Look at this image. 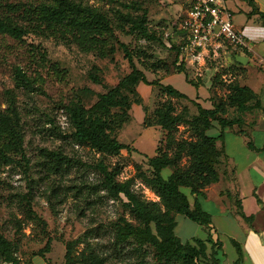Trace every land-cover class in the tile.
I'll return each instance as SVG.
<instances>
[{
  "label": "rangeland",
  "instance_id": "1",
  "mask_svg": "<svg viewBox=\"0 0 264 264\" xmlns=\"http://www.w3.org/2000/svg\"><path fill=\"white\" fill-rule=\"evenodd\" d=\"M70 1L107 18L106 56L81 48L59 28L38 27L37 6L55 0H0V16L27 30L21 39L0 33V113L11 118L21 136L20 147L7 150L8 138L0 132V239L22 264L42 251L47 241L54 264H64L68 243L72 256L83 252L87 264H161L155 248L139 234L119 237L118 227L125 222L140 229L142 225L130 212L126 197L115 195L112 186L128 183L140 199L158 202L148 158L156 147L164 149L167 132L156 124L146 126L144 116L154 122L155 109L166 101L185 119L197 114L195 106L166 94L157 82L160 72L173 70L174 53L165 43L177 39L175 30L185 6L181 0ZM130 60L153 81L140 88L129 82L123 85L129 107L110 109L106 131L132 149L103 152L76 143L67 108H90L100 93L130 73ZM206 67L200 70L199 82L207 83L211 94L225 98L227 77L222 75L228 68L224 60L208 61ZM16 68L31 79L32 88L17 82ZM258 110L244 114L249 123ZM217 130L214 127L208 133L215 135ZM173 135L176 140L193 138L186 123H179ZM167 170L163 169V175ZM183 191L188 193L187 188ZM176 223L175 233L183 241L203 236L197 222L179 215ZM150 226L155 234L154 224ZM224 252L227 259L233 255L228 244ZM5 255L0 246V264Z\"/></svg>",
  "mask_w": 264,
  "mask_h": 264
},
{
  "label": "trees",
  "instance_id": "2",
  "mask_svg": "<svg viewBox=\"0 0 264 264\" xmlns=\"http://www.w3.org/2000/svg\"><path fill=\"white\" fill-rule=\"evenodd\" d=\"M248 2L253 7L252 11H254L253 1L248 0ZM25 11L30 13L31 10L24 9ZM35 13V18L39 20L38 27L43 24L49 29L57 30L55 28H59L62 32L69 33L71 39L81 48L95 50L98 55L106 56L107 41L104 34L109 31V26L107 18L100 12L70 0H55L54 4L38 5ZM259 14L264 25V13L259 12ZM139 28H141L140 25ZM26 32L25 28L13 22L10 18L0 16V33L8 34L15 39H21ZM167 42L170 43V46H167ZM167 42L165 43L167 48L174 53V70L185 72L188 82L198 85L197 81L188 76L184 63H177L178 47L176 42L170 40ZM123 47L126 51L124 45ZM126 56H128V52H126ZM130 65V73L116 86L100 93L98 100L90 108L87 109L80 105L67 108L69 121L74 127L73 136L76 143L88 144L103 152L132 149L129 145L109 136V132L106 131L110 109L129 107L128 98L121 90L123 85L129 82L137 88L140 82L151 84L153 81L147 77L145 71L136 68L131 60ZM15 76L17 82L23 87L32 88L31 79L20 68L15 69ZM93 78L95 81L97 80L95 77ZM160 87L162 91L170 96L186 99L190 105L196 107L197 114L191 119H185L180 114L175 113L174 106L170 101H166L155 109L154 122H148L144 116L143 122L146 126L156 124L167 132L164 149L156 147V153L148 158V164L152 172L150 183L160 200L156 202L140 199L130 190L128 183L113 185V193L115 195L122 193L126 197L130 212L135 215L142 225L140 229L125 222L124 227H118V235L121 239H125L129 234H139L142 241L148 242L155 248V256L161 264H203L202 260L208 258L209 260H215L213 257L214 251L210 256L206 253V242L210 241V237L206 240L193 237L190 241L182 242L174 232L175 214H182L201 225H209L211 216L201 208L197 197L204 196V189L218 180L215 165L220 161L223 150L217 147L216 141H223V129L225 127L237 125L241 128L244 123L245 112L260 109L261 105L257 95L250 87L241 86L236 81H230L226 84L227 94L225 98H221L214 93L211 94L213 102V108L211 109L203 108L169 84L161 83ZM250 101H253V103L251 104ZM230 113L232 116H228ZM213 121H216L220 126V133L216 136L206 134V130L212 126ZM179 123L188 125V130L191 131L193 138L180 140L174 138L173 130L177 128ZM121 124L122 121H119V128ZM0 132H3L5 137L8 138L7 150L20 147V134L13 126L11 118L2 113H0ZM238 132H242V130L239 129ZM183 159H185L184 163H182ZM166 167L171 169V173L164 178L161 171ZM183 188L189 189L190 193L196 196L192 206L189 204ZM237 213L248 223L252 220V216H246L242 212L240 205H238ZM151 223L154 224L155 234L151 231ZM123 228L126 229L125 232L122 231ZM232 243L237 249L240 260L239 244L234 240H232ZM70 244L66 245L64 264H87V257L83 252L77 256H72ZM0 246L6 254L3 262L22 264L20 259L12 256L7 250V243L4 239H0ZM49 251L50 244L47 241L44 249L37 254L45 258V253ZM47 264L52 263L48 260Z\"/></svg>",
  "mask_w": 264,
  "mask_h": 264
},
{
  "label": "crops",
  "instance_id": "3",
  "mask_svg": "<svg viewBox=\"0 0 264 264\" xmlns=\"http://www.w3.org/2000/svg\"><path fill=\"white\" fill-rule=\"evenodd\" d=\"M252 1L254 11L248 0H226L227 7L234 14L235 27L243 33L251 50L225 51L220 59L224 60L228 68L222 75L227 77V83L236 81L241 86L250 87L257 95L261 108L254 113L255 119L251 123L243 117L244 123L241 128L233 125L223 129V141H216L217 147L223 150L220 161L215 165L218 180L204 189V196L197 197L201 208L211 216L208 226L199 224L204 232L203 236L198 238L206 240L210 237V241L206 242V253L210 256L214 251L216 264H264V25L259 14L264 13V0ZM236 56L246 57V63L237 62ZM201 64L202 61L195 64L189 62L185 65L188 76H192L198 85L188 82L185 72L174 68L160 72L157 77L162 84L171 85L188 99L205 109H211L213 102L209 85L198 80L202 76L200 70L205 69ZM142 84L144 83L140 82L137 88ZM247 113L249 112H245ZM214 127L218 129L217 133L210 135L208 130ZM209 129L206 130V134L210 136L220 133V126L216 121L212 122ZM238 129L242 132H238ZM168 169L165 175L162 173L163 169L161 171L164 178L171 173V169ZM184 193L192 206L196 196L191 194L189 189L188 193ZM238 205L246 216H252L249 223L237 213ZM179 215L182 214H175V221ZM193 237L196 236L191 238ZM191 238L185 241L179 239L186 242ZM232 240L239 244L240 260ZM227 244L232 247L233 254L228 259L223 256ZM50 252L51 250L45 253V258L54 264L48 257ZM45 258L35 254L30 257L28 264H47L48 260ZM59 264H63L62 261ZM208 264H213V260H209Z\"/></svg>",
  "mask_w": 264,
  "mask_h": 264
},
{
  "label": "built area",
  "instance_id": "4",
  "mask_svg": "<svg viewBox=\"0 0 264 264\" xmlns=\"http://www.w3.org/2000/svg\"><path fill=\"white\" fill-rule=\"evenodd\" d=\"M181 1L185 12L177 23L174 41L178 47V64L202 61L201 66L206 67L208 61H217L225 51L251 50L243 33L236 29L226 0Z\"/></svg>",
  "mask_w": 264,
  "mask_h": 264
},
{
  "label": "water",
  "instance_id": "5",
  "mask_svg": "<svg viewBox=\"0 0 264 264\" xmlns=\"http://www.w3.org/2000/svg\"><path fill=\"white\" fill-rule=\"evenodd\" d=\"M235 60H236L237 62L241 63V64H245L246 61H247V58L244 57V56H236V57H235Z\"/></svg>",
  "mask_w": 264,
  "mask_h": 264
}]
</instances>
